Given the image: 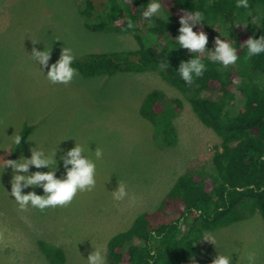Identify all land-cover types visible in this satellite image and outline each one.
Masks as SVG:
<instances>
[{"label": "rangeland", "instance_id": "obj_1", "mask_svg": "<svg viewBox=\"0 0 264 264\" xmlns=\"http://www.w3.org/2000/svg\"><path fill=\"white\" fill-rule=\"evenodd\" d=\"M82 5L83 0H0V264H51L39 241L63 247L65 264H88L89 255L100 247L107 264L110 239L131 226L139 214L157 212L180 176L204 170L213 174L212 158L220 138L197 118L187 96L159 73L84 77L77 70L68 85L47 80L64 47L72 49L75 59L138 48L130 35L88 30L80 14ZM163 7L158 16L169 19ZM258 22L254 16L238 28L249 33ZM33 47L51 51L48 69L30 57ZM153 90L184 102L174 121L178 134L174 146L160 145L153 125L140 114ZM234 93V106L241 107L240 93L237 89ZM26 124L33 131L17 152L11 136ZM76 143L96 163L95 188L79 192L67 207L41 212L29 206L21 211L10 195L13 170L6 168L5 161L30 159L31 149L38 146L49 155L57 152L52 170L57 178H64L61 157ZM97 147L103 150L101 160L94 155ZM36 171L50 169L31 166L29 174ZM119 182L126 185L129 197H136L135 204L112 198ZM32 191L44 195L40 187L26 188L23 194ZM239 218L206 232L198 244L200 255L188 264H212L218 253L230 257L231 264H248L249 252H255V264H264L262 215L242 212Z\"/></svg>", "mask_w": 264, "mask_h": 264}, {"label": "trees", "instance_id": "obj_2", "mask_svg": "<svg viewBox=\"0 0 264 264\" xmlns=\"http://www.w3.org/2000/svg\"><path fill=\"white\" fill-rule=\"evenodd\" d=\"M160 1L169 19L156 15L150 23L142 16L150 0H83L80 14L88 30L130 35L138 48L91 53L75 59L72 66L84 77L159 73L187 96L194 114L221 142L215 146L213 174L204 170L180 176L157 212L139 214L131 226L110 239L107 264H188L200 255L198 244L206 232L234 224L242 212H259L264 220V53L248 58L242 46L249 38L264 36V0H248L247 9L237 8V0ZM197 10L204 20L193 30L207 34L209 47L215 48L217 37L231 42L239 56L235 65L224 68L210 61L209 53L191 54L180 48L175 40L180 34V16ZM254 16L259 17L255 29L243 33L238 25ZM128 19L134 28H127ZM196 55L207 70L189 85L178 69L181 61ZM162 61L169 65L164 71L159 68ZM234 89L242 99L238 108ZM183 108L182 99H170L161 90L147 94L140 114L153 125L160 145L177 143L174 121ZM32 131L29 124L20 131L23 139L16 145L17 152ZM38 243L49 263L65 264L62 247Z\"/></svg>", "mask_w": 264, "mask_h": 264}, {"label": "clouds", "instance_id": "obj_3", "mask_svg": "<svg viewBox=\"0 0 264 264\" xmlns=\"http://www.w3.org/2000/svg\"><path fill=\"white\" fill-rule=\"evenodd\" d=\"M236 7L247 9L250 5L248 0H237ZM161 9L162 4L159 0H150L142 16L151 23V18L159 15ZM203 20L204 15L198 10L182 13L179 20L181 25L179 28L180 34L175 39L180 45V48L188 50L191 54H203L207 50L206 46L209 42L207 34L202 30L199 33L193 30ZM134 27V22L128 19L127 28L132 29ZM214 43L215 50H207L210 61L219 63L224 68H228L237 63L239 56L237 49L232 44L227 40L220 39V37H217ZM33 44L35 45V43ZM242 46L247 48L248 58L264 53V36H261L259 39L254 37L249 38ZM30 57L44 69L49 68L51 51L46 49L44 51H38L33 47ZM74 60L75 57L72 49L68 47L62 48L60 58L56 63L51 65L50 70L47 72V80L53 85L70 84L78 74L77 69L72 66ZM168 66L163 61L159 64V68L162 71L166 70ZM206 70V65L200 59V55H196L187 62L181 61L178 73L187 84L191 85L194 82V78H201ZM11 137L14 144H21L23 138L20 135L15 133ZM83 153L84 149L76 143L74 148L67 151L66 155L61 157L66 170V176L64 178H57L56 170H52L53 165H57V152L49 155L38 146L31 149L30 159L21 157L18 161H5L6 168L13 170L10 195L14 197L20 210L27 211L29 206H31L44 212L48 208L67 207L73 202L79 192H91L96 186V163ZM94 155L96 160H101L103 158V150L97 147ZM31 166H34L36 169L48 168L50 171H36L29 174ZM30 187L42 188L44 195H37L35 191L23 194V190ZM111 194L112 198L116 201L129 199L131 203H136V197L134 195L129 197L127 187L122 182H119L118 188L111 192ZM205 241H207V237H205ZM94 249L87 259L88 264H106V258L102 253V249L100 247ZM255 259V252H249L247 254L248 264H255ZM212 264H231V258L218 253L213 259Z\"/></svg>", "mask_w": 264, "mask_h": 264}, {"label": "bare ground", "instance_id": "obj_4", "mask_svg": "<svg viewBox=\"0 0 264 264\" xmlns=\"http://www.w3.org/2000/svg\"><path fill=\"white\" fill-rule=\"evenodd\" d=\"M46 211V210H45ZM50 221V220H49ZM39 222V221H38ZM53 222V221H52ZM40 223V222H39ZM51 223V222H50ZM39 225V224H38ZM52 226V225H51Z\"/></svg>", "mask_w": 264, "mask_h": 264}, {"label": "crops", "instance_id": "obj_5", "mask_svg": "<svg viewBox=\"0 0 264 264\" xmlns=\"http://www.w3.org/2000/svg\"><path fill=\"white\" fill-rule=\"evenodd\" d=\"M141 109V108H140ZM56 246H58V245H56ZM60 247V246H59ZM63 248V247H62Z\"/></svg>", "mask_w": 264, "mask_h": 264}]
</instances>
